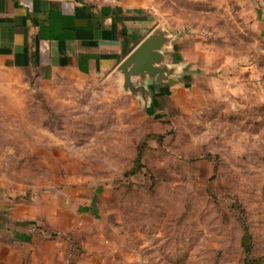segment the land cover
Listing matches in <instances>:
<instances>
[{"label": "rangeland", "instance_id": "374dc122", "mask_svg": "<svg viewBox=\"0 0 264 264\" xmlns=\"http://www.w3.org/2000/svg\"><path fill=\"white\" fill-rule=\"evenodd\" d=\"M150 10L148 34L176 52L171 100L168 82L146 81L144 98L121 73L0 70V176L18 180L20 202L74 187L78 208L72 230L28 229L40 247L58 240L59 257L0 248V264H264V18L243 0Z\"/></svg>", "mask_w": 264, "mask_h": 264}, {"label": "crops", "instance_id": "0c3cea01", "mask_svg": "<svg viewBox=\"0 0 264 264\" xmlns=\"http://www.w3.org/2000/svg\"><path fill=\"white\" fill-rule=\"evenodd\" d=\"M243 1L249 15L264 18V0ZM150 7L151 0H0V70L25 72L42 82L108 76L150 32ZM176 86L164 96L171 100ZM18 189V180L0 176V236L6 239L0 248L7 257L17 256L20 246L21 257L38 256V250L40 256L59 257L58 240H46V248L44 243L40 247L39 237L28 229L34 221L74 229L75 188L69 187L68 195H38L28 202L14 199ZM93 233L103 241L102 232Z\"/></svg>", "mask_w": 264, "mask_h": 264}, {"label": "water", "instance_id": "95a60500", "mask_svg": "<svg viewBox=\"0 0 264 264\" xmlns=\"http://www.w3.org/2000/svg\"><path fill=\"white\" fill-rule=\"evenodd\" d=\"M171 45L166 32L156 29L125 57L110 76L123 74L125 86L144 98L150 92L145 85L148 80L155 84L165 81L170 87L180 84L178 66L171 61L174 58Z\"/></svg>", "mask_w": 264, "mask_h": 264}, {"label": "built area", "instance_id": "2783aa9c", "mask_svg": "<svg viewBox=\"0 0 264 264\" xmlns=\"http://www.w3.org/2000/svg\"><path fill=\"white\" fill-rule=\"evenodd\" d=\"M102 2H111L112 0H100Z\"/></svg>", "mask_w": 264, "mask_h": 264}]
</instances>
